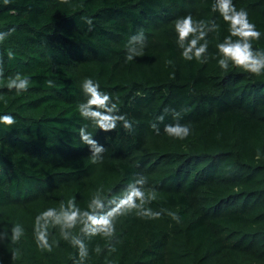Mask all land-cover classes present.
<instances>
[{
    "label": "trees",
    "instance_id": "trees-1",
    "mask_svg": "<svg viewBox=\"0 0 264 264\" xmlns=\"http://www.w3.org/2000/svg\"><path fill=\"white\" fill-rule=\"evenodd\" d=\"M217 2H0V112L16 117L0 125V264H264V72L218 66L216 45L230 33ZM233 3L261 31L253 49H264V0ZM188 14L204 21L206 59L180 54L174 23ZM16 72L28 91L7 88ZM86 78L110 95L99 111L131 127L116 119L104 130L79 114ZM177 119L190 128L183 140L163 130ZM81 127L103 147L94 161ZM136 174L155 194L142 205L154 216L122 213L110 236L47 217L51 250L37 245L40 212L69 200L84 210L99 193L104 208L89 209L99 215Z\"/></svg>",
    "mask_w": 264,
    "mask_h": 264
},
{
    "label": "clouds",
    "instance_id": "clouds-1",
    "mask_svg": "<svg viewBox=\"0 0 264 264\" xmlns=\"http://www.w3.org/2000/svg\"><path fill=\"white\" fill-rule=\"evenodd\" d=\"M3 4H8L11 0H0ZM219 9L223 19L229 24V35L217 43L216 63L218 66L227 71L230 66L240 67L246 72L261 74L264 72V49H253L252 41L258 40L261 37V31L256 28L255 24L248 18V12L244 8L237 9L233 0H218L213 5V10ZM89 23L91 21L89 20ZM204 23V21H198L193 19L191 14L177 17L174 23V30L177 33V39L182 44L181 55L185 60H201L206 59V52L208 48L207 41L204 40L206 36L205 31H199L198 28ZM216 27V25H213ZM11 31V29L9 30ZM233 37H237L233 40ZM185 40L187 43L185 44ZM9 55H12L10 52ZM127 59H131V55L127 56ZM52 80H48L47 84H52ZM30 84V78L24 76L20 72L14 73L6 81L8 89H15L17 92L28 91ZM100 84L94 82L91 78H86L83 81L82 89L87 97L86 100L77 105L79 114L85 118L97 117L92 121L94 125L99 126L104 130L113 129L116 127V119H121L124 122V126L131 127V123L126 119L125 115L120 114L109 115L103 114L99 111V108L105 106L110 98L109 93L100 90ZM0 101L7 103L2 96ZM91 105H97V109H92ZM117 108L115 103L112 104V109ZM178 116V113L175 114ZM159 121H163V115L158 116ZM16 117L10 112H0V125L11 126L15 124ZM154 129L159 131L158 125L153 122L151 125ZM164 132L173 138L183 140L190 133L188 124L180 123L179 120H175L172 123L165 124ZM80 139L82 142L88 144L91 147L92 155L91 159H96V154L103 151V147L93 138V134L86 130V127L80 128ZM136 180L129 182L122 195L115 200L109 202L110 206L106 211L96 214L95 211L89 209H102L104 208L105 200L99 193L94 194L91 197L88 208L81 210L76 204L69 200L68 208L65 209L64 204H61L60 211L57 212L54 208H47L40 212L35 217V239L37 245L42 248L51 250V246L48 244V231L47 217L53 218V223H59L61 220L64 222L65 227H74L78 222L83 225V230L89 231L92 235L102 234L104 236H110L115 232V219L122 213L126 214L134 209H141L140 215L146 217H152L155 213L150 208H142L143 203L146 200L155 199L154 193L146 194L144 191V185L147 183V177L142 174H136ZM70 209V210H69ZM43 220V223L41 221ZM90 222V223H89ZM96 225L97 227H93ZM23 227L20 224H14L11 231L12 241H18L23 234ZM75 242H79L76 240Z\"/></svg>",
    "mask_w": 264,
    "mask_h": 264
}]
</instances>
